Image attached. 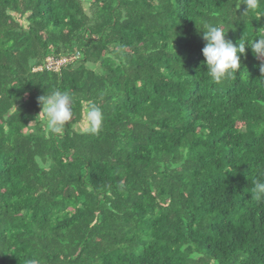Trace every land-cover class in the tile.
I'll use <instances>...</instances> for the list:
<instances>
[{
  "label": "trees",
  "instance_id": "1",
  "mask_svg": "<svg viewBox=\"0 0 264 264\" xmlns=\"http://www.w3.org/2000/svg\"><path fill=\"white\" fill-rule=\"evenodd\" d=\"M245 8L0 0V264H264L261 60L249 47L213 82L198 28L246 44L264 0ZM54 91L70 100L58 134L38 101Z\"/></svg>",
  "mask_w": 264,
  "mask_h": 264
},
{
  "label": "clouds",
  "instance_id": "2",
  "mask_svg": "<svg viewBox=\"0 0 264 264\" xmlns=\"http://www.w3.org/2000/svg\"><path fill=\"white\" fill-rule=\"evenodd\" d=\"M246 5L241 16H247L250 12H256L258 0H242ZM264 15L257 14L254 18L259 19ZM202 32V38L206 41L202 49L205 57L202 62L206 65L208 75L215 83H221L225 78L231 77L237 73L241 67V54H247V48H251L253 55L261 60L259 64L261 76H264V32H261L255 39H250L247 43H240L239 46L231 40L226 39V32L216 24L203 22V26H198ZM42 111L40 114L46 118L47 127L53 134H58L62 126L71 117L70 100L67 93L54 91L42 95L38 98ZM39 114V115H40ZM101 112L93 107L86 115L90 122V131H97L101 123ZM254 192L257 196H264V182H258L254 185Z\"/></svg>",
  "mask_w": 264,
  "mask_h": 264
},
{
  "label": "built area",
  "instance_id": "3",
  "mask_svg": "<svg viewBox=\"0 0 264 264\" xmlns=\"http://www.w3.org/2000/svg\"><path fill=\"white\" fill-rule=\"evenodd\" d=\"M79 57V54L76 53L74 56L69 57H49L44 66L39 67L37 70H46V71H59L64 65L73 60L74 58Z\"/></svg>",
  "mask_w": 264,
  "mask_h": 264
}]
</instances>
